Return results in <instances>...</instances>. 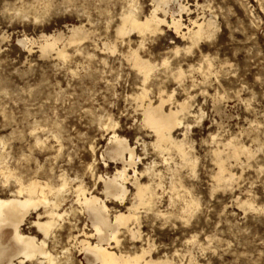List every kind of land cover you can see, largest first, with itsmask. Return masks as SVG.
Listing matches in <instances>:
<instances>
[{
    "label": "rangeland",
    "instance_id": "rangeland-1",
    "mask_svg": "<svg viewBox=\"0 0 264 264\" xmlns=\"http://www.w3.org/2000/svg\"><path fill=\"white\" fill-rule=\"evenodd\" d=\"M180 1L190 8V13H182L183 23L189 25L194 17L210 18L216 30L192 52L186 54L181 49L175 56L173 47L182 48L185 41L168 27H164L165 34L155 36L132 32L117 37L115 33L121 13L137 7V14L143 17L151 10L152 0H0V161L16 169L25 180L50 178L58 182V175L65 172L71 178H83L91 189L93 177L87 170L91 160L96 159L99 173L112 174L121 166L110 160L105 166L99 156L110 135L104 123L111 116L117 121L116 133L135 145L141 157L137 168L150 166L153 160L163 168L161 152L151 143L153 133L139 122L141 115L131 96L140 90L142 75L126 54L129 47L141 44L140 53L158 63L145 83L152 99L156 100L158 88L174 89L177 100L187 92L191 96V109L197 114L188 116L186 136L198 160L194 172L179 168L184 183L180 191H188L200 202L196 208L180 213L181 202L170 206L164 194L161 208L170 207L174 213L163 218L143 212V239L133 243L121 235L123 243L132 249L148 238L156 248L153 256H170L172 264H264V0ZM75 24L83 25L88 35L75 43L58 41L57 46L67 52L66 58L59 57L55 50L41 52L42 34L61 32L66 37ZM21 39L26 40L22 43ZM104 42L115 44V50ZM164 57L171 60L167 65L162 64ZM178 65L185 71L181 81L173 74ZM184 131L185 127H180L174 135L180 138ZM211 135L221 140L233 135L251 152L241 155L237 163H227L234 173L230 184H215L213 175L218 166L210 152L214 146ZM36 138L43 143H35ZM168 161L171 166L179 161L174 151ZM168 181L166 177L164 183ZM13 188V182L0 181V195H7ZM69 206H76L73 195L63 201L60 211L67 209V214L59 220L63 224L57 227L55 236L47 241L58 264H79L80 259L84 262L83 254L73 247L68 262V253L62 252L70 247L69 235L78 233L84 222L83 216L71 212ZM35 218L31 210L22 225L24 231L35 233L31 225Z\"/></svg>",
    "mask_w": 264,
    "mask_h": 264
},
{
    "label": "bare ground",
    "instance_id": "bare-ground-1",
    "mask_svg": "<svg viewBox=\"0 0 264 264\" xmlns=\"http://www.w3.org/2000/svg\"><path fill=\"white\" fill-rule=\"evenodd\" d=\"M172 4H174L173 7ZM138 10L137 7H133L120 14L119 23L115 28L117 37H124L132 32H137L141 36L145 34L155 36L157 34H165L166 29L164 30V27H168V29L173 30L177 38L180 37L181 40L185 41L182 48L178 45L173 47L175 56L180 53L181 49L186 54L192 52L203 39L205 40L212 36L216 30L215 22L210 18L205 19L202 17L203 19L199 20L194 17L195 19H189L191 25L183 23L182 13H190V8L180 0H152L151 10L143 17L137 14ZM167 14L170 15L169 19H167ZM87 35L83 25L75 24L70 26L69 34L66 37L61 32L42 34L43 39L39 42V48L42 53L55 50L59 57L66 58L67 52L63 47L57 46L58 41L66 40L68 43H75L81 41ZM25 40L21 39L19 41L23 43ZM176 42L179 41L177 40ZM103 44L111 50L116 48L115 44L111 45L108 42ZM141 47V44L136 48L129 47L126 54L128 60L142 75L140 90L132 93L131 96L135 101V110L141 115L139 122L153 133L154 139L151 143L152 146L160 150L164 167L159 168L157 162L153 160L151 165L146 162L150 166H145L139 170L137 163L141 157L137 155L135 145L129 143L125 136L116 133L114 128L117 125V121L108 115V122L104 123V130L105 128L110 130V135L99 156L105 166H108L109 160L119 162L121 166L114 168L115 171L112 174H104L96 172V159L91 160L92 162L87 165V170L93 177L91 189L87 188L83 183V178L77 180L79 176L71 178L65 172H61L58 175V182H54L50 178H47L48 180H25L23 175H20L21 173L19 174L16 169L7 165L4 166L0 161V181L3 183L11 181L14 184V188L7 195H0V264H13L14 261L17 264H58V257L48 249L49 244H47V241L55 236L57 227L63 224L59 220L67 214V209L63 211H60V209L63 208V201L65 202V199L71 195L74 197L76 206L74 208L69 206L70 210L73 213L76 211L77 214L80 213L84 218V222L78 229V233L69 235L70 247H66L62 251L63 253H68L65 262L70 260V254L72 253L69 250L73 247L79 254H83L84 262L80 259L79 264H172L170 256H153L155 251L154 243L148 238H146L144 244L134 246L132 249H129L123 243V238L126 237L133 243L143 239L140 230L143 212H150L154 216L163 218H168L174 213L170 207V209L168 207L161 208L160 202H162L164 194L168 196V205L170 206L175 205L178 201L181 202L180 213L186 212L188 209L192 210L198 206L199 199L189 196L188 191V193L186 191L181 193L182 190L180 191V189H183L184 183L182 184L179 173L182 167H187L191 172L195 171L198 157L193 151L189 137L187 138L186 136V130H188L189 126L188 116H196L197 113L195 114L191 109V103L188 99V97H191L188 94L189 92L183 99L177 100L174 99V89L167 91L158 88L156 100L152 99L145 83L151 75H154L153 73H155L158 63L141 54L139 51ZM167 57L162 59L163 65L169 63L170 59L168 60ZM184 73L185 71L180 65L173 72L175 78L179 81L182 80ZM183 126L185 131L182 133V137H176L174 131ZM211 139L214 146L210 149V152L218 166V170L213 175L215 184L216 186L227 185L234 176V173L228 169L227 163H230V161L237 163L241 155L247 156L251 152L248 146L243 144V142H239V140L237 141L233 135L226 140H221L216 135H211ZM58 141L60 140L58 139ZM35 143L42 144L43 142L36 138ZM91 148L94 151L93 147ZM173 151L179 161H174V165L172 164L173 166H171L168 156H171ZM165 153L167 157L163 156ZM55 154L54 156H56ZM36 159L38 160V158ZM78 174H80V171ZM35 176L38 177V175ZM143 177H147V180L143 181ZM166 177L169 180L168 184L164 183ZM129 186L133 189H130ZM109 203H113L115 206H110ZM244 204L250 208L253 207L249 201H244ZM31 210L36 213V218L31 221V225L36 229L35 233L26 232L22 228ZM69 224L72 227H77L76 223L69 222ZM121 235L123 238H121ZM188 264H191V261Z\"/></svg>",
    "mask_w": 264,
    "mask_h": 264
}]
</instances>
